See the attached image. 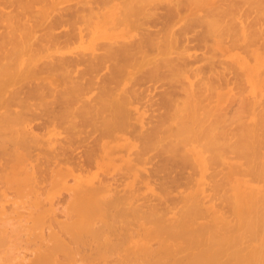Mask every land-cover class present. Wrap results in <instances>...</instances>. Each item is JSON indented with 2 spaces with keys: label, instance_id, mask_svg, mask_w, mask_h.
Here are the masks:
<instances>
[{
  "label": "bare ground",
  "instance_id": "obj_1",
  "mask_svg": "<svg viewBox=\"0 0 264 264\" xmlns=\"http://www.w3.org/2000/svg\"><path fill=\"white\" fill-rule=\"evenodd\" d=\"M69 1L0 0V251L18 245L14 264H264V86L226 59L228 113L209 47L259 44L264 0Z\"/></svg>",
  "mask_w": 264,
  "mask_h": 264
},
{
  "label": "rangeland",
  "instance_id": "obj_2",
  "mask_svg": "<svg viewBox=\"0 0 264 264\" xmlns=\"http://www.w3.org/2000/svg\"><path fill=\"white\" fill-rule=\"evenodd\" d=\"M117 1L119 2V0H113L114 3L117 2ZM72 2H73V0L69 1V3H72ZM115 4H116V3H115ZM115 4H113V3L111 4V3H110V5L107 7V8H111V9H109V11H112V10H113V8H112L111 6L113 5V7H115V6H116ZM117 4H118V3H117ZM0 5H1V4H0ZM1 6H2V5H1ZM107 10H108V9H107ZM109 11H108V12H109ZM114 11H115V8H114ZM109 14H110V16H111V15H112V12H109ZM114 14H115V13H114ZM126 23H127V24H126ZM128 23H129V22H125L124 25L126 24V26H127ZM107 24H108V26H107ZM107 24H106V27L111 26V25H110V21H107ZM120 25H121V24H120ZM263 25H264V24H263ZM117 26H119V25H117ZM122 26H123V25L119 26L120 28L118 27L117 29L119 30V29L124 28V26H123V27H122ZM131 27H132V26H131ZM1 29H2V28H1ZM131 29H132V28H131ZM196 30H197V29H196ZM58 31H59V30H58ZM111 31H112V30H110V31H108V32L111 33ZM114 31H115V30H114ZM133 32H134V31H133ZM188 35H189V34H188ZM190 35H191V37H192V34H190ZM261 37H262V36H261ZM263 37H264V35H263ZM263 37H262V39H261V40H263V42H262L260 39H255V40H256V41H257V40H260V41H258V42H260L261 44H262V43L264 44V38H263ZM189 38H190V37H189ZM209 39H210V38H208V40H207L208 43H206V45H207V44L210 45V40H211L212 43H211V46H209V47H211L212 49H214V51H216L215 53H214V52H213V53H214L215 55H219V53L221 54V55H219V60H217L218 57L216 58V56H213V60L215 61V62H213V65L215 64L214 67H217L218 71H221V72L223 73L224 70H225L224 68H226V69L229 68L230 65L228 66L227 64H225L226 59H227V60L230 59L228 62H231V63H232V59H231V58H233V64L235 63L234 66H236V64H237V66L239 65V67H237V68H238V71H239V74L242 75V73L244 72V70L247 71L246 74H244L243 76L246 75V76H245V77H246L245 79H246V80H249L250 82H252L251 84H253V88H254V87L257 88L258 86L262 88V87L264 86V84H263V83H264V78L262 79L263 81L260 80L261 77H264V74L262 75V73H263L264 71H263V72L260 71V69H261V70H262V69L264 70V66L262 65V63L264 64V62L262 61V60H263V57H264V56H263V53H264V48H263V47H264V45H260V43L257 44V42H255V41H254V42H255L256 44L253 45V43H252L253 41H251V43L248 42V43L251 44V45L247 44V45H249V46H246V48L249 47V48H248V49H249V55H250V57H252V58H250V59H255L254 55L257 56V58L253 61L255 64H257V66L255 67V64H254L253 62H251V60H250V61L247 60V59L249 58V57H248L249 55H247V54H248V53H247V52H248V49L245 50V51H247V52L244 51V49H246V48H245V43L247 42V40L244 42V46H240V48H241V47L244 48V49H243V52L246 54L245 57L247 56V57H246V58H247L246 60L249 61V62L246 61L248 65L246 64L245 59H243V61H242V58H244V56L241 55V54H244V53H241V52H242V51H241L242 48H241V50H240V49H239V46H238V48H237V46H236V49H235V47H234L238 42H239V43H238L237 45H241V44L243 45V42H242V41H238L235 45H233L234 48H233V47L231 48V49L233 50V52H234V53H233L232 50L227 46L228 44L226 45V43H223V44L221 43V44H222V45H221V48L224 47V48H222V50H221V49H220V43H219L217 40H215V41L213 40V41H212V39H210V40H209ZM226 39H227V38H226ZM192 40H193V39H192ZM195 40H196V39H195ZM189 41H190V43H189V42H188V43L192 46V43H191L192 41H191V40H189ZM193 41H194V40H193ZM226 42H227V40H226ZM186 43H187V42H186ZM193 43H195V42H193ZM189 44H188V45H189ZM196 44H198V43H196ZM259 45H260V46H259ZM201 46H202V45H201ZM253 46H254V47H253ZM259 47L262 48V49H260ZM196 48H197V46H196ZM196 48L194 47L195 50H193V48H192L190 52H193V51H194V53H195L196 55H197V53L199 54L200 52L203 53L204 50L206 49V46L203 47V48L201 47V48L204 49V50H202V49L198 46V48L201 49V51H200L199 49H196ZM227 48H228V49H227ZM254 48H255V49H254ZM209 49H210V48H209ZM192 50H193V51H192ZM206 50H207V52H208V49H206ZM224 50H225V51H224ZM228 50H230V51H228ZM239 50H240L241 52H240ZM262 50H263V51H262ZM210 51H211V50H210ZM237 51H239V52L236 53V54H237V55H236L235 52H237ZM260 51H262V53H261ZM217 52H218V53H217ZM231 52H232V53H231ZM254 52H256V53L254 54ZM257 52H259V53L257 54ZM209 53L212 54V51L209 52ZM216 53H217V54H216ZM222 53H223V54H222ZM239 53H240V56H239ZM214 54H213V55H214ZM226 54H229V56L226 55ZM231 54H232V55H231ZM233 54H235V58L233 57ZM256 54H257V55H256ZM223 55H224V56H223ZM200 56H201V53H200ZM227 56H228V57H227ZM237 57H238V58H237ZM239 57H241V59H240ZM253 57H254V58H253ZM221 59H223V60H225V61L223 62ZM220 60H221V61H220ZM236 60H237V61H236ZM256 60H257V61H256ZM258 60H259V61H258ZM219 61H220V63H221V62L223 63V64L221 63L222 67H221V65H219V63H218ZM234 61H235V62H234ZM239 61H240V62H239ZM255 61H256V62H255ZM260 61H262V62H260ZM241 62H242V63H241ZM244 62H245V64H244ZM259 62H260V64H259ZM204 63H205L204 61H202V63H201V61H200V63L198 62L199 65L204 64ZM231 63H230V64H231ZM198 64H196V65H198ZM216 64H218V66H217ZM243 64H244L245 67H244V66L242 67ZM223 65H224V67H223ZM225 65H226V66H225ZM251 65H252L253 67H252ZM219 66H220L221 69H222V68H223V69H222V70L219 69ZM227 66H228V67H227ZM240 66H241L242 69L239 70ZM247 66H248L249 69L247 68ZM260 66H262V67H260ZM251 67L253 68L252 70H251ZM257 67H258V69H259V72H261L260 74H258V72H257V74L259 75V77L261 76L260 78H258V77H257V74H256V71H258V69H255V68H257ZM230 68H231V67H230ZM246 69H247V70H246ZM254 69H255V70H254ZM229 70H230V69H229ZM233 70H234V68H233ZM233 70H232V71H233ZM236 70H237V69H236ZM241 70H242V71H241ZM249 70H251V72H250ZM230 71H231V70H230ZM230 71L228 72V69H227V71L224 72L225 74L223 73V74L225 75V76H224L225 79H226V77L229 78V81H228V78H227V80H226V82H225L226 84L228 83L227 85L225 84L226 87H225V86H222V85L224 84V82H223V80H221L222 85H220V87H223V89H222V88H221V89L218 88L220 94H221L222 91L224 92V93L222 92L224 99H222V98H223V97H222V94H221V97H220V98H221L220 105L223 103V104H222V107L224 108V106H226V108H227L226 111H227L228 113H229V111H230L231 104L233 105V104L235 103L231 98H230V101H231V102L228 101V100H229V96H231V95L234 94V93H233V90H231V89H234V91L236 92V90H235V89H236V88H235L236 85H235L233 88H231V87L233 86V84H234V81H233V84L230 82L231 80H234V75L232 76V73H234V71H233V72L231 71V73H230ZM252 71H254V74H253ZM227 72H228V74H227ZM240 72H241V73H240ZM248 72H249V73H248ZM235 73H236V72H235ZM226 74H227L228 76H226ZM247 74H248V75L250 74V76H248ZM252 74H253V76H252ZM237 75H238V74H237ZM238 76H239V77H238ZM238 76H235V77H237V79L240 80V75H238ZM243 76H242V78H243ZM247 76H248V77H247ZM251 76L254 77L255 79L251 78ZM232 77H233V78H232ZM249 77H250L252 80H254V81L250 80ZM230 78H231V79H230ZM242 78H241V79H242ZM258 79L260 80V81H259L260 83H258V81H257ZM242 80H243V79H242ZM227 81H228V82H227ZM255 81H257L258 84H257ZM235 82L238 83V80L235 81ZM247 82H248V81H247ZM247 82L245 81V85H244V87L247 86L248 84H249L248 87L251 85L250 82H249V83H247ZM254 82L256 83L255 86H254ZM230 83L232 84V86H231ZM241 83H243V81H242ZM241 83H239V86L241 85ZM235 84H236V83H235ZM246 84H247V85H246ZM262 84H263V85H262ZM242 86H243V85H242ZM259 87H258L257 89H259ZM253 88H252V86H251V90H250V91H253V90H252ZM240 89H241V87H240ZM262 89H263V88H262ZM157 90H158V89H157ZM157 90H154V91H157ZM242 90H243V89H242ZM245 90H247V89L244 88V91L241 92V93H242V96L239 97V98H241V99H237V100H240V102H241V100L244 99V100H243V104H244V102H245V99H246L247 97H250V96H249V95H250L249 93H252V92H250L249 90H247V91H245ZM243 92H244V93H243ZM245 92H246V94H245ZM153 93H154V92H153ZM153 93H152V94H153ZM238 93L241 94L240 92H238ZM263 93H264V92H263ZM239 94H237V96H238ZM244 94H245L246 96H245ZM252 94H253V93H252ZM254 94H255V93H254ZM247 95H248V96H247ZM156 96H157V95H156ZM237 96H235V97L233 96L234 99H235ZM243 96H244L245 98H244ZM252 96H254V95H251V97H252ZM157 97H158V96H157ZM157 97H156V98H157ZM242 97H243V99H242ZM237 98H238V97H237ZM252 98H253V97H252ZM263 98H264V96H263ZM263 98L261 97L260 101H262ZM222 100H223V101H222ZM247 100H248V99H246V102H247ZM248 101H249V100H248ZM263 101H264V100H263ZM228 102H229V103H228ZM232 102H233V103H232ZM237 102L239 103V101H236V104H237ZM246 102H245V103H246ZM241 103H242V102H241ZM227 105H228V106H227ZM238 105L241 106V104H238ZM244 105H246V104H244ZM244 105H242V106H244ZM235 106H237V105H235ZM235 106H234V107H235ZM246 106H247V105H246ZM228 107H229V108H228ZM244 107H245V106H244ZM237 108H238V106H237ZM240 108H241V107H240ZM224 109H225V108H224ZM228 109H229V111H228ZM237 110H239V109H236V111H237ZM241 110H243V109H241ZM241 110H239V111H241ZM244 110L246 111V109H244ZM224 111H225V110H224ZM224 111H223V112H224ZM226 111H225V112H226ZM245 111H244V112H245ZM227 112H226V113H227ZM237 112H238V111H237ZM244 112H242V113H244ZM246 112H247V111H246ZM251 112H252V111H251ZM228 113H227V114H228ZM242 113H241V115H242ZM227 114H226V115H227ZM245 114H246V113H244V115H245ZM248 114H249V111H248ZM228 116H229V114H228ZM228 116H227V117H228ZM252 118H254L253 115H252V114H249V119H252ZM34 129H35V128H34ZM36 130H37V132L40 131V130L38 131L37 128L35 129V131H36ZM42 131H43V130H42ZM42 131H41V132H42ZM39 133H40V132H39ZM75 157H77V156H75ZM113 173H114V172H113ZM113 173H111V174H113ZM109 175H110V174H108V176H109ZM245 178H246V179H247V178L250 179L251 177H250V176H247V177H245ZM1 184H2V183H1ZM249 184H251V185H255V186H260V185H262V182L257 183V182H252V181H250ZM0 187H1V186H0ZM1 188H3V187H1ZM60 192H62V191L60 190ZM63 192H64V191H63ZM64 195H65V192H64ZM64 195H63V196H64ZM66 197H67V195H66ZM5 203H8V204H5L6 206L9 205V202H5ZM56 206H57V204H56ZM58 206H59V204H58ZM61 207H62V205L60 206V209H59V207H58L57 209L60 211V210L62 209ZM58 210H56V211L59 212ZM21 211H24V210H21ZM57 212H56V213H57ZM57 214H58V213H57ZM11 215H12V214H11ZM11 215H9V216H11ZM9 216H8V218H10ZM14 216H15V215H14ZM14 216H13V218H14ZM59 216H61V215H60V212H59ZM15 217H16L15 220H17V219H18L17 216H15ZM61 217H62V216H61ZM13 218H11V219L13 220ZM12 220H10L9 223H12V222H13ZM11 221H12V222H11ZM16 222H17V221H16ZM0 223H1V221H0ZM5 224L8 225V223H5ZM16 224H17V223H16ZM1 226H2V225H0V227H1ZM10 226H11V225H10ZM15 226H16V225H15ZM6 227H7V229H10L9 226H6ZM6 227L3 225V228L6 229ZM12 227H13V226H12ZM3 228H2V229H3ZM0 229H1V228H0ZM13 229H14V228H13ZM17 229H19V226H18ZM20 230H21V228H20ZM0 231H1V230H0ZM12 231H13V230H12ZM8 232H10V231H8ZM14 233H15V232H14ZM16 233H17V231H16ZM19 233H20V231H19ZM10 234H11V236H13V235H12L13 232H12V233L10 232ZM20 235H21V233H20ZM20 235L17 233V236H20ZM22 235H23V233H22ZM11 236H10V237H11ZM20 237H23V236H20ZM20 237H19V239H20ZM12 238H14V236H13ZM24 238H25V237H24ZM9 239H10V238H9ZM14 239H16V236H15ZM25 239H26V238H25ZM25 239H24V240H25ZM10 241H13V239H11ZM14 241H15V240H14ZM19 241H20V243H21V244H20V243L18 242V243L20 244V247L25 248V247L27 246L26 249H27V248L31 249V246H32V243H31V242H32V241L30 242L31 245H29L30 243H28V242L26 243V242H25V244H28L30 247H28V245H25V244H24L25 247L22 245L23 238L20 239ZM21 241H22V242H21ZM33 242H34V241H33ZM14 243H16V241H15ZM7 244H8V243H7ZM5 245H6V244H5ZM12 245H13V243L10 244V246H9L10 249L8 248L10 252L12 251L11 249H13V248L16 246V245H15V246H12ZM3 246H4V245H3ZM7 246H8V245H7ZM17 246H18V245H17ZM17 246H16V247H17ZM11 247H12V248H11ZM3 248H4V247H3ZM1 249H2V247H1ZM1 249H0V250H1ZM15 249H16V248H15ZM20 250H21V249H20ZM23 250H24V249H22L21 251H23ZM4 251H6V252H5V253H2V255L6 254V256H7V255L10 253V252H9V253L7 254L8 251H7V248H6V247H5V249H3V250L0 251V252H4ZM28 251H30V250H28ZM28 251L25 252V250H24L23 253L25 252V253L27 254ZM13 253H14V255H16L15 251H13ZM11 254H12V253H11ZM11 254H9V255H11ZM28 254H29V253H28ZM2 255H0V256L3 257V258H5V257H4L5 255H4V256H2ZM12 256H13V254L10 256L11 259H14V258H12ZM7 257H8V259H7L8 261L11 260L9 256H7ZM13 257H14V256H13ZM5 260H6V259H5ZM14 260H15V259H14ZM18 260H19V259L17 258L16 261H18ZM8 261H7V263H8ZM16 261H14L15 264L19 263V261H18L17 263H16ZM12 262H13V261H11V263H12ZM21 262H22V261H21ZM27 262H28V261H27ZM11 263H10V261H9L8 264H11ZM23 263L25 264L26 262H23ZM23 263H21V264H23ZM5 264H6V263H5ZM12 264H14V263H12Z\"/></svg>",
  "mask_w": 264,
  "mask_h": 264
}]
</instances>
